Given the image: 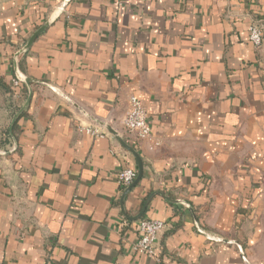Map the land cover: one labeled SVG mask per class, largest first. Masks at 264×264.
I'll list each match as a JSON object with an SVG mask.
<instances>
[{
	"label": "crops",
	"instance_id": "crops-1",
	"mask_svg": "<svg viewBox=\"0 0 264 264\" xmlns=\"http://www.w3.org/2000/svg\"><path fill=\"white\" fill-rule=\"evenodd\" d=\"M64 2L0 0V264H264V46L248 41L264 0ZM54 15L16 58L32 96L10 129L14 55ZM130 96L144 140L122 125ZM105 126L142 162L124 197L136 161ZM149 197L155 259L131 252Z\"/></svg>",
	"mask_w": 264,
	"mask_h": 264
},
{
	"label": "built area",
	"instance_id": "built-area-1",
	"mask_svg": "<svg viewBox=\"0 0 264 264\" xmlns=\"http://www.w3.org/2000/svg\"><path fill=\"white\" fill-rule=\"evenodd\" d=\"M248 41L255 50H261L264 46V19L251 23L248 29ZM18 81H13V86H18ZM123 128L133 134L138 140L149 137L150 131L147 123L146 111L143 103L130 96L127 102V110L122 120ZM86 132L94 137H103L105 132L99 129H87ZM137 171L132 168H122L115 176L114 182L120 188L129 186L136 178ZM164 229V223L157 220L141 219L135 226L138 234L137 240L131 246L133 254H139L147 258H156V246L159 234Z\"/></svg>",
	"mask_w": 264,
	"mask_h": 264
},
{
	"label": "water",
	"instance_id": "water-1",
	"mask_svg": "<svg viewBox=\"0 0 264 264\" xmlns=\"http://www.w3.org/2000/svg\"><path fill=\"white\" fill-rule=\"evenodd\" d=\"M69 2V0H65L64 2V5H66L67 3ZM56 15L50 17L41 27H39L32 35L31 37L29 38V40L26 42V44L18 51L15 53L14 55V58H13V64H14V70H15V76L17 78V80L19 82H22L25 84L26 88H27V97H26V100L22 106V108L20 109V111L15 115V117L13 118L12 122H11V125H10V129L12 127V125L14 124V122L17 120V118L19 117L21 111L26 108V106L29 104L30 100H31V96H32V90L30 88V84L32 83V80L26 78V77H23L21 76L18 72H17V67H16V58L21 55V54H24L28 51V49L30 48L31 44L33 43V41L49 26V24L52 22V20L54 19ZM104 130L110 134L119 144L122 148H124L127 152H129L133 158L135 159L136 161V165H137V175H136V178L135 180L129 185L127 186L126 190L124 191V194L122 197L125 196L126 193H128L141 179L142 177V162H141V159L138 155V153L133 149L131 148L130 146H128L124 141L123 139L121 138V136L116 132L114 131L112 128H110L109 126H105ZM162 196V194H159ZM151 197H149L141 211L139 212V214L137 216H135L134 218H131V220H139L141 219L144 211H145V208H146V205L148 204L149 200H150ZM167 199V198H166ZM168 200V199H167ZM198 227V226H196ZM224 243H229L227 241H224L222 240ZM238 246V249L239 251L241 252V248L239 245ZM242 253V252H241Z\"/></svg>",
	"mask_w": 264,
	"mask_h": 264
},
{
	"label": "trees",
	"instance_id": "trees-1",
	"mask_svg": "<svg viewBox=\"0 0 264 264\" xmlns=\"http://www.w3.org/2000/svg\"><path fill=\"white\" fill-rule=\"evenodd\" d=\"M6 138L9 139L8 136H7V134H6Z\"/></svg>",
	"mask_w": 264,
	"mask_h": 264
}]
</instances>
